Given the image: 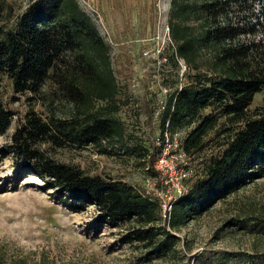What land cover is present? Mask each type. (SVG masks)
Listing matches in <instances>:
<instances>
[{
    "label": "trees",
    "instance_id": "1",
    "mask_svg": "<svg viewBox=\"0 0 264 264\" xmlns=\"http://www.w3.org/2000/svg\"><path fill=\"white\" fill-rule=\"evenodd\" d=\"M245 4V0H169L172 50L189 73L179 88L177 80L171 86L159 128L165 122L172 130L193 125L182 142L187 156L202 151L210 138L225 135L227 140L205 159L204 174L173 202L167 217L158 198L140 185L86 173L49 153L71 146H100L123 139L127 131L123 121L111 115L117 108L118 85L108 43L77 0H32L15 18L9 2L0 0V87L7 77L12 100L25 93L29 100L4 145L6 155L21 163L23 173L38 176L66 208L80 211L94 206L95 229L128 222L119 241L140 248L141 262L170 256L180 241L174 231L264 176V111L247 112L254 95L264 89V39L247 38L260 21L243 25L237 20L234 6ZM261 26L264 29V23ZM170 60L177 65L173 54ZM59 100L70 105L68 113L58 114L54 102ZM99 101L104 107L96 106ZM35 103L45 107V116L35 111ZM206 108L211 110L205 113ZM16 113L0 99V135ZM159 153L154 139L143 150L152 175L157 174L153 163ZM228 224L264 235V214L234 217ZM0 264L52 263L43 256L10 254L0 245ZM217 264H264V251L223 252Z\"/></svg>",
    "mask_w": 264,
    "mask_h": 264
},
{
    "label": "rangeland",
    "instance_id": "2",
    "mask_svg": "<svg viewBox=\"0 0 264 264\" xmlns=\"http://www.w3.org/2000/svg\"><path fill=\"white\" fill-rule=\"evenodd\" d=\"M14 18L32 0H7ZM92 17L99 33L109 32V53L117 80L118 92L111 115L118 117L127 127L123 139L102 142L100 146L86 145L51 149L49 153L56 160L75 165L86 173H100L116 179L140 185L154 196L144 182L152 177L143 157L159 130V116L156 114L155 92L160 85L173 86L176 82L188 81L187 68L180 81L178 65L172 60L160 65L152 59L139 58L137 50L142 39L153 34L157 20L167 17L169 0H153L151 7L125 6L122 4L97 5L94 0H77ZM246 4L236 10L237 20L243 25L260 21L264 23V0H245ZM257 26L247 38L264 39V29ZM102 35V34H101ZM264 50V47H263ZM10 80L3 77L0 99L17 111L5 133L0 135V245L10 254H25L31 258L44 257L52 264H217L223 252H263L264 235L256 236L245 229L233 228L228 221L234 217L249 214H264V176L246 184L214 202L204 213L191 219L179 230L180 238L170 256L141 262L142 250L135 244L121 243L119 237L129 225L113 228L102 225L95 229L98 214L92 205L80 211H72L57 202L52 190L32 173H23L21 163L6 155L4 145L16 124V118L29 106L27 93L19 94L13 101ZM35 111L45 116V107L34 105ZM58 114L68 113L70 105L55 101ZM96 106L104 107L103 102ZM211 108H206L205 113ZM264 111V89L257 92L247 112L258 115ZM223 119V118H221ZM193 125H181L183 135ZM227 137L210 138L205 148L197 154L186 156L184 164L189 171L186 180L189 186L204 174V161L219 152ZM149 190V191H148ZM168 227L167 220L164 221ZM33 252V253H31Z\"/></svg>",
    "mask_w": 264,
    "mask_h": 264
},
{
    "label": "built area",
    "instance_id": "3",
    "mask_svg": "<svg viewBox=\"0 0 264 264\" xmlns=\"http://www.w3.org/2000/svg\"><path fill=\"white\" fill-rule=\"evenodd\" d=\"M100 34L112 42L106 29H103ZM141 42L142 47L137 50L139 58L152 59L164 66L173 54L178 65L176 72L179 74L180 81L182 80L186 66L183 60L178 58L172 50L173 41L170 37L167 17L159 18L153 34L143 38ZM181 84V82H177L175 87L179 88ZM172 90L173 87L171 86L160 85L155 92L157 116H160L165 108ZM183 133V129L172 130L168 122H165L154 138V143L160 147V153L153 163L157 174L147 177L144 183L150 186L152 193L158 198L163 217H167L173 202L182 197L188 189L186 180L189 177V171L183 163L187 156L182 147Z\"/></svg>",
    "mask_w": 264,
    "mask_h": 264
},
{
    "label": "crops",
    "instance_id": "4",
    "mask_svg": "<svg viewBox=\"0 0 264 264\" xmlns=\"http://www.w3.org/2000/svg\"><path fill=\"white\" fill-rule=\"evenodd\" d=\"M97 5H114V4H122L125 6H146L151 7L154 3L153 0H94Z\"/></svg>",
    "mask_w": 264,
    "mask_h": 264
}]
</instances>
